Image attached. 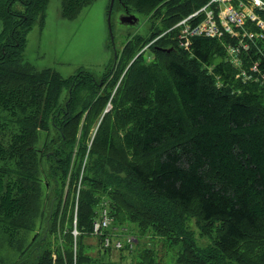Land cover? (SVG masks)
Returning <instances> with one entry per match:
<instances>
[{"label": "trees", "instance_id": "16d2710c", "mask_svg": "<svg viewBox=\"0 0 264 264\" xmlns=\"http://www.w3.org/2000/svg\"><path fill=\"white\" fill-rule=\"evenodd\" d=\"M94 1L61 0V16ZM207 1L114 0L159 21L129 37L96 80L26 62V35L48 0H0L1 231L32 229L44 217L42 186L54 193L41 235L14 264H91L84 238L103 199L115 233L134 224L165 238L176 264H264V78L249 72L253 62L264 70V39L241 52L240 68L228 36L194 38L184 51L170 32L138 54ZM245 29L259 32L249 21ZM97 239L100 252L112 251ZM151 252L133 264H155Z\"/></svg>", "mask_w": 264, "mask_h": 264}, {"label": "rangeland", "instance_id": "374dc122", "mask_svg": "<svg viewBox=\"0 0 264 264\" xmlns=\"http://www.w3.org/2000/svg\"><path fill=\"white\" fill-rule=\"evenodd\" d=\"M108 6L109 0H95L91 5L84 7L74 19L67 20L61 16V0H48L44 21L41 23L39 19H35L26 35L24 60L37 70L52 69L64 78L80 71L90 74L96 80L100 79L108 69L114 53L119 55L129 37L135 34L147 35L150 23L159 21V18L144 17L130 10L128 12L135 15L138 23L134 26L121 25L119 18L127 9L115 3L110 14L113 37L111 45L107 24ZM144 53V57L149 56L151 59L149 50ZM65 93L63 90L61 97ZM110 107L108 105V109ZM53 196L52 187L45 189L42 186L38 203L44 217L41 221L37 219L32 229L19 230L13 237H8L0 229V264H14L29 255L31 248L29 249L28 245L35 233L38 237L41 235L45 215ZM124 226L127 229L119 234L120 236L128 235L139 239L131 250L102 253L98 249L99 240L95 236L84 238L85 250L87 248L86 252L92 258L91 264H133L134 257L137 258L147 249L152 251L155 264H176L177 246H172L165 238L153 236L148 232L141 235L134 224ZM188 226L195 233L200 246L209 243L207 237L198 236L193 218ZM74 227L73 220L71 234L76 237Z\"/></svg>", "mask_w": 264, "mask_h": 264}, {"label": "built area", "instance_id": "2783aa9c", "mask_svg": "<svg viewBox=\"0 0 264 264\" xmlns=\"http://www.w3.org/2000/svg\"><path fill=\"white\" fill-rule=\"evenodd\" d=\"M264 11V0H208L198 10L192 12L179 20L171 28L159 35L155 40L170 32H175L176 45L189 51L194 38L220 39L228 36L235 39L236 43H228L225 50L230 63L241 67V52L249 49L250 43L256 45L255 38L264 39V22L257 12ZM257 26L259 32L253 34L245 29L246 22ZM155 40L148 43L147 49ZM264 70L257 62H253L249 68L251 74L264 78ZM240 76L248 79L249 75L245 70H240ZM112 218L109 213L108 202L101 201L92 222L91 233L101 239V246L104 249L119 251L125 245L129 249L133 247V238L119 236L115 229H111Z\"/></svg>", "mask_w": 264, "mask_h": 264}, {"label": "water", "instance_id": "95a60500", "mask_svg": "<svg viewBox=\"0 0 264 264\" xmlns=\"http://www.w3.org/2000/svg\"><path fill=\"white\" fill-rule=\"evenodd\" d=\"M113 2H114V0H110L109 6H108V10H107V24H108L109 34H110V43H111V45H113V37H112L111 26H110V14H111V11H112ZM119 22H120L121 25L134 26V25H136L138 23V19L135 17L134 14H130L128 12V10H126L124 12V14H122L120 16ZM165 51H169V50H165ZM114 56H115V53H114Z\"/></svg>", "mask_w": 264, "mask_h": 264}, {"label": "bare ground", "instance_id": "6f19581e", "mask_svg": "<svg viewBox=\"0 0 264 264\" xmlns=\"http://www.w3.org/2000/svg\"><path fill=\"white\" fill-rule=\"evenodd\" d=\"M125 237H127V236H125ZM128 237H130V236H128Z\"/></svg>", "mask_w": 264, "mask_h": 264}]
</instances>
